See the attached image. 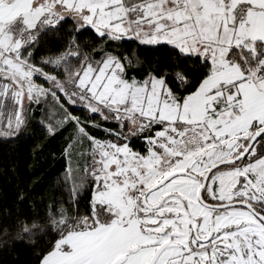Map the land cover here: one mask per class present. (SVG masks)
Listing matches in <instances>:
<instances>
[{
    "label": "snow or ice",
    "instance_id": "1",
    "mask_svg": "<svg viewBox=\"0 0 264 264\" xmlns=\"http://www.w3.org/2000/svg\"><path fill=\"white\" fill-rule=\"evenodd\" d=\"M33 119L67 192L16 181L26 264H264V0H0V137Z\"/></svg>",
    "mask_w": 264,
    "mask_h": 264
},
{
    "label": "trees",
    "instance_id": "2",
    "mask_svg": "<svg viewBox=\"0 0 264 264\" xmlns=\"http://www.w3.org/2000/svg\"><path fill=\"white\" fill-rule=\"evenodd\" d=\"M52 43L55 44L56 42L53 40ZM133 50L142 62L159 55L142 52L135 49L134 46L128 49L127 54L131 56ZM36 119L31 121L23 139L9 142L6 138L0 137V225L11 227L16 223L14 219L6 220L5 217L9 214L15 215L12 197L15 192L16 181L19 179L26 182L30 181L29 189L36 194L33 196V201L36 203L43 200L51 204L55 199H66L67 189L61 187L59 179L64 175V168L67 163L66 159L59 154L64 141L61 137L56 139L43 137L39 127H36ZM17 169L21 175L13 177L12 173ZM30 206L36 207V204ZM36 211L43 214L44 209L37 207ZM4 239V233L0 232V241ZM26 260L24 250L0 246V264H15L16 261H19L20 264H26Z\"/></svg>",
    "mask_w": 264,
    "mask_h": 264
},
{
    "label": "rangeland",
    "instance_id": "3",
    "mask_svg": "<svg viewBox=\"0 0 264 264\" xmlns=\"http://www.w3.org/2000/svg\"><path fill=\"white\" fill-rule=\"evenodd\" d=\"M52 118H56V113H55V110H54V113L52 112Z\"/></svg>",
    "mask_w": 264,
    "mask_h": 264
}]
</instances>
